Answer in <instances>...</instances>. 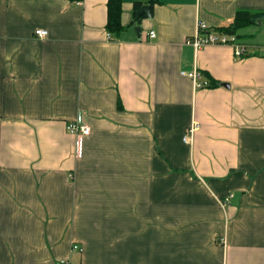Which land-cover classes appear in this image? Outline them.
<instances>
[{"label":"crops","instance_id":"obj_1","mask_svg":"<svg viewBox=\"0 0 264 264\" xmlns=\"http://www.w3.org/2000/svg\"><path fill=\"white\" fill-rule=\"evenodd\" d=\"M106 2L0 0V264H264V17L184 42L264 0Z\"/></svg>","mask_w":264,"mask_h":264},{"label":"built area","instance_id":"obj_2","mask_svg":"<svg viewBox=\"0 0 264 264\" xmlns=\"http://www.w3.org/2000/svg\"><path fill=\"white\" fill-rule=\"evenodd\" d=\"M34 34L37 37L42 38L46 36L47 31L42 28H37ZM148 36L150 38H153L155 36V33L153 31H150ZM184 42L188 45H191L194 49H199L209 44L229 45L233 48L234 56L236 57H241L245 55L247 49L245 44L241 43V41L235 34L218 31L202 21H196L195 31L191 36L186 38ZM181 73L187 76L188 78H190L193 86L196 88L207 85L206 81H202L201 73L199 72V70H197V68H193L191 71H187V72L182 71ZM66 129L68 130V132L75 135L76 147L79 146V140L82 138V136H86L90 133L89 125L83 123L79 116H77L73 121L69 122L66 125ZM193 129H194L193 127L189 129L190 135L192 134ZM76 247H77L76 245L73 246V248Z\"/></svg>","mask_w":264,"mask_h":264},{"label":"trees","instance_id":"obj_3","mask_svg":"<svg viewBox=\"0 0 264 264\" xmlns=\"http://www.w3.org/2000/svg\"><path fill=\"white\" fill-rule=\"evenodd\" d=\"M71 1H80V0H71ZM121 3H122V0H107L106 2L107 20H106L105 27L108 33L113 36L118 35L119 32L122 30V25L120 22ZM140 6H141L140 2L134 3L133 14H135V12L140 8ZM263 17H264V11L258 12V11H250V10H238L233 16V19L230 24H228L227 26H221L215 29L218 31L225 32V33L235 34L238 38H240L241 36L238 33L241 29L251 24L257 23L258 20H260ZM246 52H247V49H246ZM201 76L203 79L202 81L207 82V85H205L204 87L212 88V87H217L218 85L222 84V82L213 78L206 72H201Z\"/></svg>","mask_w":264,"mask_h":264},{"label":"water","instance_id":"obj_4","mask_svg":"<svg viewBox=\"0 0 264 264\" xmlns=\"http://www.w3.org/2000/svg\"><path fill=\"white\" fill-rule=\"evenodd\" d=\"M144 14H149V6L148 5H142L137 11H136V16H135V20H139L142 15ZM260 23L264 24V20H262ZM137 30L139 29V27L136 28ZM222 85H228V84H223Z\"/></svg>","mask_w":264,"mask_h":264},{"label":"rangeland","instance_id":"obj_5","mask_svg":"<svg viewBox=\"0 0 264 264\" xmlns=\"http://www.w3.org/2000/svg\"><path fill=\"white\" fill-rule=\"evenodd\" d=\"M247 54L246 55H243L242 57H246V56H249L250 55V52H249V49H247Z\"/></svg>","mask_w":264,"mask_h":264}]
</instances>
